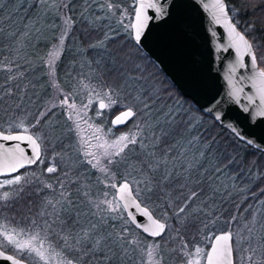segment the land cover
I'll return each instance as SVG.
<instances>
[{
    "label": "snow or ice",
    "instance_id": "6c2138e0",
    "mask_svg": "<svg viewBox=\"0 0 264 264\" xmlns=\"http://www.w3.org/2000/svg\"><path fill=\"white\" fill-rule=\"evenodd\" d=\"M41 2H47V0H41ZM52 3L55 4L56 0H52ZM63 7L66 8L67 5L64 4ZM107 7L109 11L113 10L110 0ZM146 7L155 8L156 5H145L133 0L135 22L127 27L133 30L134 34L131 38L137 47L141 44L142 30L146 27L145 22L150 19L144 12ZM219 7L223 11V3H220ZM69 22L71 17L66 16L65 24ZM63 39L62 35L61 44ZM236 40L243 46L245 52L251 53L252 45L243 35L236 33ZM99 46L102 47L103 44ZM49 55L58 57V53ZM251 60L255 64L257 57L251 55ZM97 63L100 67L99 62ZM104 67L108 72L115 73L122 81L119 88L107 85L97 91L94 86L90 87L86 84L84 87L89 88V97L87 103L82 104L80 109L72 101L71 95H65L60 102L69 113L67 120L71 123L67 132L75 140L69 148L78 154L77 160L80 164L91 166L111 177H114V173H109L108 166L128 163V154L135 153L136 163H128V167L137 171L141 178L132 180L125 178L119 185L115 182L107 184L106 187L115 189L112 199L106 198L95 202L90 197L91 187L84 180L80 177H77L75 181L70 179L72 172L70 164L56 186L44 183L37 177V181L43 185L38 191L50 189L52 195L40 201L39 206L33 211V204L28 202L31 193L26 191V187L31 184L27 174L20 173L14 176L11 174L19 173L20 169L37 162L43 163L41 145L49 133H41L40 126L46 114H37L35 120L27 124L24 120L17 118V122L10 123L7 129L0 124V140L26 141L33 149L31 154L26 155L17 143L12 149H4L3 152L0 176L10 178L0 180V249L10 247L18 253H27L36 261V264H115L117 259H127L132 261V264H164V258L160 254L161 242L155 238L168 237L173 242L179 241V245L173 251L181 255L183 264H264V254H261L264 253V220H261L257 227L258 222L255 216L243 225L249 233L247 237H241L239 232L232 229L231 224L237 220L233 216L227 222L228 229L219 234L209 227L210 223H214L209 219L202 222V229H198L200 236L193 237L190 242L184 239V229L193 221V218H198L202 214L210 218L213 213L206 211L205 205L194 206L199 197V193L194 189L189 190L188 195L177 200H173L167 191L177 179L183 181L179 184L181 192L188 188L189 184L193 183L191 173L195 168L192 162L188 164L179 162L184 153L179 152L176 143H168L173 138L175 114L171 109L165 111L162 106L155 104L160 92L154 85L147 89L144 87L143 81L146 79L144 69L133 58L132 53L121 57L109 52ZM15 68L17 74H12V66L0 62V70L10 73L5 83L0 84V109H13L14 106L18 110L21 107L20 103L16 102L17 90L20 86L14 82L22 78L24 73L19 70L20 65H15ZM259 75L264 76V70ZM94 102L98 105L97 115H101L103 109L120 105L122 110L111 123L116 126L131 121L135 131L130 130L114 140L105 139L107 134L102 128L88 124V121L81 116V111L87 110ZM80 121L87 124L88 129L91 130L90 135L83 134ZM108 132L111 133V129H108ZM240 138L243 139V137ZM165 144L168 146L161 147ZM0 148H3V145H0ZM208 151H211L210 146ZM101 158L106 162L103 165ZM222 165L223 161L213 165L211 169V172L216 174V179H219L226 170L227 165ZM56 171L55 165L46 168L47 173ZM208 178L210 177H205V179ZM195 183L198 184L199 181ZM66 184H78L77 191L83 197L85 206L95 209L84 214L86 219L81 218V202L71 198L72 194ZM107 195L105 193L106 197ZM153 195H156L163 204L160 219H154L147 206L142 207V204L151 200ZM181 199L182 202H180ZM22 201L26 202L30 215L25 216L22 224L13 225L15 217L5 216L4 212ZM177 204L179 206L172 212L176 223L172 225L169 223L168 211ZM129 207L137 209L140 215L147 217L149 223L143 225L137 222L136 216L132 213H128L125 218L123 213ZM114 213L119 214V218L124 220L125 224H133L147 233L153 238V242L145 245L139 239L130 238L127 227L121 228L118 232L109 231V228L115 227L108 224V220L117 218L113 215ZM201 236V244L206 245L207 250L196 242ZM242 239L250 242L249 248L245 249L249 253L246 256L240 255L238 251ZM253 241L255 243H252ZM133 253L137 254L135 260H133ZM0 258L11 261V264H21V260L12 255L6 256L3 251H0Z\"/></svg>",
    "mask_w": 264,
    "mask_h": 264
},
{
    "label": "trees",
    "instance_id": "16d2710c",
    "mask_svg": "<svg viewBox=\"0 0 264 264\" xmlns=\"http://www.w3.org/2000/svg\"><path fill=\"white\" fill-rule=\"evenodd\" d=\"M40 2L41 0H0V62L12 66V74H17L15 65H20L19 70L24 73L22 78L14 82L20 86L16 101L20 103V109L17 110L14 106L13 109H0V124L4 129H7L10 123L17 122V118L27 124L33 122L37 114L46 113L49 100L56 88L66 95H71V98L77 94L87 95L88 91L83 87L84 82L94 86L97 91L107 85L119 88L122 81L115 73L108 72L104 67L107 53L111 52L121 57L132 53L133 58L144 69L146 77L143 81L144 87L147 89L154 85L160 92L155 104L162 106L165 111L171 109L175 114L173 138L168 143H176L179 152L184 153L179 162L187 164L185 159L193 157L197 161L198 151L205 146L208 153L214 151L215 160L218 157L219 162L223 161V165H227L226 170L236 181L233 187L218 192V184L214 180L215 174L211 172L212 168L204 169L192 162L195 164L191 173L193 183L181 192L179 184L183 181L177 179L174 185L167 189L173 200L188 195L189 190H196L199 197L194 206L205 205L206 211L213 213L210 218L203 214L193 218L184 229V239L190 242L193 237L200 236L198 229H202V222L209 219L214 221L209 227L217 234L228 229L227 222L233 216L237 218L231 224L233 230L242 228V221L246 220L248 223L253 216L258 222L261 221L258 218L264 207L263 152L239 141L229 131L217 125L213 119L202 114L190 100L182 98L155 64L135 46L130 29L123 30L118 23L117 15H111L106 5L109 0H61L57 10L55 8L59 0H56L55 4L49 0L53 6V15L48 14L45 19L38 20L33 7ZM110 2L126 7L130 13L134 12L133 0H110ZM224 2L232 22L252 45L259 68L264 70V0H224ZM64 4L67 5L66 8L63 7ZM100 5L104 10L98 11ZM66 16L71 17V22L67 25L64 23ZM66 28L67 32H65ZM62 35L64 39L61 44ZM101 43L102 47L99 46ZM50 53H58V57L50 56ZM9 74L0 70V84L5 83ZM97 108L93 106L91 118L94 123L103 126L107 137H115L120 132L135 129L131 121L120 128L114 127L111 123L121 112L120 105L101 111V115H97ZM69 125L70 123L61 113L54 110L46 113V118L40 126L41 133H49L41 145L44 168L53 164L58 165L57 153L60 154L64 144L72 143V135L67 132ZM108 129H111V133ZM167 146L165 144L161 147ZM209 146L211 151H208ZM136 159L135 153L128 154V163L135 164ZM128 163H121L118 167L116 165L121 173V180L125 178L132 180L134 176L140 179V174L129 168ZM38 164L39 162L12 175L32 173ZM205 177L210 178L205 179ZM7 178L10 177L3 176L0 180ZM196 181L199 183H195ZM42 187V184L34 180L26 187V191L31 193L28 202L33 204V211L39 206L40 201L52 195L49 189L38 191ZM142 206H147L156 219L161 218L163 204L156 195ZM178 206L179 204L168 211L169 223L172 225L176 223L172 212ZM4 215L15 217L12 222L15 225L22 224L25 216H29L30 213L27 211L26 202L22 201L10 210H5ZM81 218L83 219L82 216ZM251 226L249 223V227ZM130 227L133 228L131 225ZM144 238L153 240L145 236ZM156 240L162 242L161 251L166 258L182 261L181 255L173 251L179 245L178 240L173 242L168 237L156 238ZM201 240L202 236L197 239V244H201ZM201 246L207 250L206 245L201 244ZM233 246L236 247L235 244ZM243 247L248 249V242H245ZM1 250L28 264H36V261L27 254H18L10 248ZM123 263L128 264V260H124Z\"/></svg>",
    "mask_w": 264,
    "mask_h": 264
},
{
    "label": "water",
    "instance_id": "95a60500",
    "mask_svg": "<svg viewBox=\"0 0 264 264\" xmlns=\"http://www.w3.org/2000/svg\"><path fill=\"white\" fill-rule=\"evenodd\" d=\"M137 3L156 5L144 9L150 19L145 22L138 48L182 98L190 100L202 114L239 141L264 153V115H261L264 113V76L259 75L262 69L257 60L252 63L253 48L247 53L237 43L236 33L243 34L232 22L224 0H137ZM220 3L224 5L223 11ZM134 22L133 12L131 23ZM17 143L26 155L33 151L26 141L0 140L3 145L0 167L4 149L10 150ZM125 213L134 214L143 225L149 223L134 207ZM0 264H11V261L0 258ZM21 264L28 263L21 260Z\"/></svg>",
    "mask_w": 264,
    "mask_h": 264
},
{
    "label": "rangeland",
    "instance_id": "374dc122",
    "mask_svg": "<svg viewBox=\"0 0 264 264\" xmlns=\"http://www.w3.org/2000/svg\"><path fill=\"white\" fill-rule=\"evenodd\" d=\"M60 1L61 0H59V2L57 3L55 10L58 9V4L60 3ZM93 1H96V0H93ZM16 4H17V2H16ZM112 5H113V10L110 11L111 15H113V14L117 15L119 25L123 27V30L127 31L128 29H130L127 26L129 24H131L133 13H130L128 11V9L124 6L114 5L113 3H112ZM102 10H104V7L102 5H100L98 8V11H102ZM33 11H34L37 19L39 20L41 18V20H42V18L45 19L46 15H48V14L53 15V6L51 5V3H49V0H47V2H40V3L35 4L33 7ZM121 20L123 21L122 23H121ZM64 23H65V19H64ZM130 31H131V29H130ZM84 83H85L84 85H86V84L89 85L88 82H84ZM84 85H83V87H84ZM90 87H92V86H90ZM85 89H87V91H88L87 95H84V94L78 95L77 94V95L72 96V101H74L76 103L78 109H80V106L82 104H86L88 101L89 88H85ZM65 95L66 94L59 91L58 88L54 89V93L51 96V98L49 100V104L46 108V113L54 110V111H57L58 113H61L67 119V116L69 113L65 109V107L61 106V103H60ZM80 101H83V103H79ZM93 106L98 107V105L94 102L87 110L81 111V116L84 117V120L88 121V124H91L94 127H100L104 131L103 126L97 125L96 123L93 122V119L91 118V111H92ZM103 110H105V109H103ZM46 113L44 112V114H46ZM74 118H75V116H74ZM68 122L71 123L70 121H68ZM80 124H81V129L83 130V134L85 136L90 135L91 130L88 129L87 124H85L83 121H80ZM133 131H135V129ZM123 133H127V132H120L115 137H111V138L107 137V135H106L105 139L114 140L116 137H119ZM71 142L72 143L75 142L73 136H72ZM93 143H95V141H93ZM65 153H67V155H65ZM190 153H191V151H190ZM214 154H215L214 151H213V153L212 152L208 153L207 148L205 146H203L202 148H200V150L197 153V156L199 157L197 161H195L194 157H193L191 159H185V162L187 164L190 162H195L196 164H199L204 169H210L213 167V165L220 163L218 157H216V160H215ZM77 155L78 154L75 151H73L69 148V144H64L63 150L58 155V165L53 164L57 168L56 172L47 173L46 172L47 167L44 168L45 162H43L42 164L39 163L34 168V172L27 173V177H28L29 181L34 180L36 182H38L37 181V177H38L40 181H43L44 183H48V184H52L53 186H56L58 180H60L63 177V173L68 169L69 165L71 164L72 172L70 174V179L75 181L77 177H80L82 180H84L91 187L90 197L93 201L99 202L100 200H104L106 198L112 199V195L115 192V189L106 187V185L109 183H112V182H115L119 185L121 182H123L120 178L121 173L118 171V168H116V165H109L108 166L109 173H114V177H111L109 175H106L105 173L98 171L97 169L91 168V166H88L86 164H80L77 160ZM82 158L83 157L81 156V159ZM101 162H102V165L104 163H106L103 160V158H101ZM49 166H52V165H49ZM117 167H118V165H117ZM52 176H56V177H52ZM214 176H215L214 180L216 181V184H218L217 185L218 189H219L218 192H220L221 190L226 189L228 187H233V185L236 184L235 178L232 177L228 173L227 170H225L223 175L219 176V179H216V174ZM42 177L43 178L45 177L46 179H43ZM133 178H135V176ZM66 187L68 188V190L70 192H71V190H73L72 191L73 193L71 192V194H72L71 197L77 196L76 199H80L85 204V202L83 201V197L80 195V192L77 191V189L79 188L78 184H66ZM81 191H83V190H81ZM50 192L52 193L51 190H50ZM105 193L108 194L107 197L105 196ZM84 209L85 210L83 212H81L82 213L81 216L83 217V219H86V217L84 215L85 213H90L91 211L95 210L91 206H85ZM262 210L263 211H260V213H259V218H258L259 220L260 219L264 220V207ZM113 215L116 216L117 218L108 220V224L114 225L115 227L109 228V231H117L118 232L121 230V228L127 227L129 229L130 238L139 239L140 241H143L145 243V245L153 242V240H146L135 229L131 228L130 224H125L124 220L119 218V214L114 213ZM123 215L126 218L124 213H123ZM257 222H258V220H257ZM245 223H246V220L242 221V228H239L238 230H234L236 232H239V235L241 237H247L249 235L248 231H245V229L243 228V225ZM258 226H259V222L257 224V227ZM245 242H248V244L250 243L249 240L242 239L240 241L239 249H238L240 255H243V256H246L249 254L248 252L245 251V249L243 247ZM252 243H255V241H253ZM161 246H162V242L160 243V254L164 258V264H183V261L177 262L171 258H166L162 254ZM10 249H12V248H10ZM14 252H16V250H14ZM18 254H21V253H18ZM23 254H27V253H23ZM132 256H133V260H135L137 254L133 253ZM124 260H127V259H117L115 264H124L123 263ZM128 264H132V261L128 260Z\"/></svg>",
    "mask_w": 264,
    "mask_h": 264
},
{
    "label": "flooded vegetation",
    "instance_id": "af4514ba",
    "mask_svg": "<svg viewBox=\"0 0 264 264\" xmlns=\"http://www.w3.org/2000/svg\"><path fill=\"white\" fill-rule=\"evenodd\" d=\"M14 174H16V173H14ZM73 193V192H72ZM73 200H77V201H80L81 202V204H80V212H83L85 209V204L80 200V199H76L77 198V196H72L71 197ZM84 204V205H83ZM124 214H125V216H126V218H127V215H126V213L124 212ZM130 224V223H129ZM132 227H133V229H135L140 235L142 234V236L144 235L145 237H148V238H151V237H149V236H147V235H145L142 231H140L139 229H137L133 224H130ZM143 236V237H144ZM151 239H153V238H151ZM156 239V238H155Z\"/></svg>",
    "mask_w": 264,
    "mask_h": 264
}]
</instances>
